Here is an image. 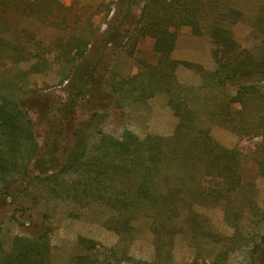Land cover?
<instances>
[{
	"label": "rangeland",
	"instance_id": "obj_1",
	"mask_svg": "<svg viewBox=\"0 0 264 264\" xmlns=\"http://www.w3.org/2000/svg\"><path fill=\"white\" fill-rule=\"evenodd\" d=\"M175 1L202 32L178 28L171 56L193 66L180 65L167 86L178 95L172 106L155 40L141 28L163 13L161 1L0 0V93L35 107L45 156L37 166L26 149L0 168V264H264V94L251 107L230 104L237 88L213 75L216 28L264 59V0ZM248 84L264 91V80ZM127 132L168 141L164 157H186L185 168L165 165L156 178V203L133 202L143 175L84 163L104 136ZM203 132L236 172L207 166ZM72 151L84 164L64 171Z\"/></svg>",
	"mask_w": 264,
	"mask_h": 264
},
{
	"label": "trees",
	"instance_id": "obj_2",
	"mask_svg": "<svg viewBox=\"0 0 264 264\" xmlns=\"http://www.w3.org/2000/svg\"><path fill=\"white\" fill-rule=\"evenodd\" d=\"M158 1H161L163 13L154 14L148 20L143 21L141 28H143L144 35H149L155 40V50L160 54L159 61L162 65V68L156 72H159V81H162V84L167 87L176 79L175 72L180 65L185 67L193 66L188 61L176 60L171 56L176 45L178 28L186 24L191 25L195 33L202 31L200 29L199 18H196L194 14L188 13L183 3H178L175 0ZM163 16H166L165 22L161 21ZM213 31L214 39L218 44V48L214 52L218 68L213 75L220 83H227L237 88L236 95L231 98L230 104H240L245 108L251 107V105L254 106L258 97L263 96L264 91L258 85L254 86L248 84V82L252 78L259 81L264 80V59L253 57L250 54L245 55L243 51L234 48V41L223 33L221 28H216ZM109 42H118V45L127 43H124L121 39L118 41L115 35L109 39ZM168 89L167 87L164 91L170 93L169 103L175 106V98L178 95L174 94L172 89H169L170 91ZM34 109L35 107L32 104L25 105L24 107L13 98L0 93V168L7 170L9 167L14 166L18 162V157H25L22 155L26 154V149L28 150V154H34V156L33 154L31 155L30 161L33 160V157H36L34 158L35 164L39 166L42 163L41 157L45 156L39 154L40 148H38L35 140L34 122L30 115V110ZM66 112V114L72 115V106ZM255 115L256 117L258 116V114ZM223 120L232 121V119ZM258 120L262 123L264 115L260 114ZM185 125L186 123L181 120L178 130L182 131ZM179 133L181 132H178L177 135ZM203 133V136L202 134L201 136L199 135L200 138H197L196 143L201 146L205 145V148L207 147L209 155V157H206L209 162L207 166L216 169L220 176L223 175V170L226 168L236 172L230 168L229 162L225 163L222 167L223 159L233 156L225 149H220L219 147L218 149L216 145L211 148L214 142L209 141L210 137L205 132ZM154 137H148L143 143L129 132L126 133L125 140H119L106 135L100 141L98 153L93 156H85L88 158L84 163L90 164L96 162L101 167L112 166L116 170L126 169L127 171H135V173L143 175V181L138 187L133 202L137 204L141 202V198H144L146 201L156 203L159 199L157 198V193L152 188H154L153 185L156 178L162 174L164 166L167 165L169 167V165H172V167L180 169L182 166L185 168L187 163L184 164L182 162V159H186V157H164L163 144H168V141L161 142ZM148 141L149 149L152 152L150 154L151 157L145 156L141 149L142 143L146 144ZM67 157L70 158L62 167L64 171L78 168L84 164L82 160V157H84L83 152L72 151ZM196 160L200 161L203 159L202 157H198ZM207 166L206 168H208ZM51 170L55 171L53 167L47 169V171ZM205 175L210 176L209 170L205 171ZM218 186L222 188L221 192H223L228 184L225 181H221L218 183ZM102 198L105 199L106 197L103 196ZM120 202L125 203L122 200ZM32 248L33 250H41L42 247L37 243ZM261 252L263 251L259 252V256L264 257V253L261 254Z\"/></svg>",
	"mask_w": 264,
	"mask_h": 264
}]
</instances>
